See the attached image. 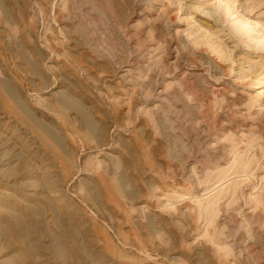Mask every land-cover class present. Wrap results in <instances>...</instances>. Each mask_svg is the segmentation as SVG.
<instances>
[{
	"label": "rangeland",
	"instance_id": "374dc122",
	"mask_svg": "<svg viewBox=\"0 0 264 264\" xmlns=\"http://www.w3.org/2000/svg\"><path fill=\"white\" fill-rule=\"evenodd\" d=\"M0 264H264V0H0Z\"/></svg>",
	"mask_w": 264,
	"mask_h": 264
}]
</instances>
